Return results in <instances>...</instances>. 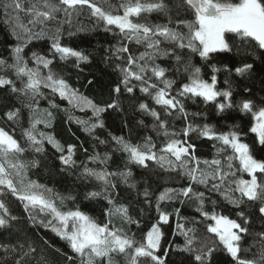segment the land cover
Instances as JSON below:
<instances>
[{"label":"snow or ice","instance_id":"1","mask_svg":"<svg viewBox=\"0 0 264 264\" xmlns=\"http://www.w3.org/2000/svg\"><path fill=\"white\" fill-rule=\"evenodd\" d=\"M85 7L93 18L103 23L107 31L118 30L127 41L118 42L117 46L110 49L112 56L121 61L116 64L121 78L112 89L116 99L103 107L73 88L63 76L55 73L50 67L57 55L61 60L75 58L77 66L81 61H88L89 57L83 51L61 42L62 25L71 23L72 16L79 15V10ZM181 7H184L185 14H191L193 19H180L177 13L175 26L171 27L173 23L171 15L168 16L167 24L149 25L135 22L142 13L156 11L169 14L171 9L164 0L155 2L121 0L118 5H113L110 0H0V8L4 10L7 22L13 27V35L19 41L11 49V63L5 58H0V73L11 72L21 83V87L17 88L15 80L0 74V87L11 86V91L26 101L25 106L31 112V119L30 126L24 129L23 135L36 153L43 152L44 144L47 142L59 153L58 159L64 168L77 166L73 158L75 144H68L65 147L51 133L37 128L40 124L46 128L51 127L53 119L51 111L39 108L41 99H48L51 108L59 107L49 96H59L61 100H66L69 105L82 111L85 108L90 109L92 112L90 120L94 118L93 122L76 120V123L84 125V130L89 133L95 128L104 127L102 114L120 108L119 96L122 87L128 94H133L138 87L139 91L151 96L155 104L161 107L164 117L175 116L186 122L179 132L170 131L168 120L162 118L161 112L140 103V110L154 118L153 128L157 130V135L164 137L161 146L158 147L151 137H146L143 143L134 144L123 135L109 133L117 149L127 154L128 163L147 168L148 162L151 161L165 171L178 172L179 176L187 181L186 186L165 188L156 197L158 220L151 225L140 241L112 223V217L118 216L123 222L139 226V221L133 220L129 215V206L116 205L112 199L117 187L114 182L116 177L130 188L137 187L136 183H129L132 176L130 169L108 171L106 165L111 157L107 153L103 156L96 153L88 157L93 162L98 161L103 167L96 169L85 165L81 176L86 180L94 179L100 182L102 187L100 191L88 192L86 196L88 198L104 196L108 203L113 205L105 213L108 217L107 222L98 223L95 218L78 207L63 210L64 200L72 199L71 197L56 195L53 198L48 195L52 192L51 189L27 179L28 167H34L36 162H21L19 156L25 152V148L13 134L0 127V194L5 190L9 191L23 203L24 210L30 213L29 219L32 223L50 227L60 239L67 241L74 254L66 257L69 262L78 259L79 264H112L115 255H123L127 258L128 264H166L168 250L165 249L163 255L159 254L163 236L161 224H167L172 213L164 211L161 204L179 202L183 205L192 202L205 221L214 222L208 223L207 233L218 237L219 244L234 264H264V231L251 230V220L245 211L237 212L238 219H230L215 211V201H211V211L205 210V201L209 199L206 192L220 193L236 207L243 204L245 198L249 202H258V213L260 219L264 220V160L253 156L250 145L243 142L240 132L234 128L220 132L211 124L193 125L189 116H200L202 113L190 114L185 108L184 101L200 98L205 104L213 103L217 112L238 107L241 112L251 113L254 122L250 132L256 135L262 146L264 106L257 107L251 99L234 103L233 90L228 80L224 81L228 87L217 88L216 73L221 70L232 72L228 65L221 69L215 64H209L212 73L209 81L204 79L201 67L193 65L190 60L185 62L183 71L188 74V80L173 94L175 80L168 79L169 70L156 62L162 57H174L179 64L182 57L177 53L185 49L198 54L201 60L209 61L212 54L232 51L226 38L227 34H235L241 41H254L259 49L264 50V0H183L182 5L177 4V8ZM21 13L27 18V24L21 22ZM37 28L39 31L35 30ZM45 36L51 41L47 55L35 51L30 56L24 54L25 46L31 40ZM131 43L143 45L145 50L135 55L130 51ZM164 44L171 47H162ZM253 67V64L243 63L234 71L242 75L253 70ZM88 84H93V81L89 80ZM45 89L49 90L48 96ZM244 91L250 93V89L246 88ZM19 113L20 109L14 108L7 111L5 116L9 121H16ZM192 132L219 142V145H214L216 152L211 159H202L195 154V145L189 143V134ZM181 135L183 139L179 138ZM99 143L106 142L100 140ZM227 149L231 150V154L224 155ZM235 162H238V167ZM238 173H246L250 179L238 176ZM195 186H203L205 191H198ZM236 193H239V196L235 195ZM137 195H142L144 203L152 206V193L148 187ZM57 200L60 206L57 205ZM36 209L49 218L37 221V218L31 215V211ZM174 212L178 217L177 230L185 237L183 245L176 246L181 253L187 254L184 264H213V255L217 252V247L199 240L194 227H185L190 221L180 216L179 208ZM17 219L11 215L4 200L0 199V228L10 227L11 222ZM247 236L252 237V245L242 250V242ZM253 247L255 251H252ZM0 248L4 250V254L0 255V264H22L25 257L36 252L31 242L27 244V251L23 243L0 244ZM41 264H46L43 257Z\"/></svg>","mask_w":264,"mask_h":264},{"label":"trees","instance_id":"2","mask_svg":"<svg viewBox=\"0 0 264 264\" xmlns=\"http://www.w3.org/2000/svg\"><path fill=\"white\" fill-rule=\"evenodd\" d=\"M113 5H118L121 0H110ZM155 2V0H151ZM169 5L171 12L165 14L163 12L142 13L140 17L135 19V22L149 25L167 24L168 16L171 15L175 26V19L179 13L180 19L191 20V14H185L184 7L177 8V4H183V0H164ZM61 18L63 14H60ZM21 22L27 24V18L21 13ZM39 31V28L35 29ZM186 31V29H183ZM71 33V35H70ZM226 38L232 47L230 52H221L212 54L209 61H203L198 54L190 53L188 50L178 51V55L182 57V61L178 64L174 57H162L156 62L162 67L168 69L167 78L175 80L172 88V93L180 88L182 83L187 82L188 74L183 71V65L187 61L202 69L204 79L210 81L211 68L209 64H215L218 68L223 69L224 65H228L232 72L221 70L217 75V88L223 89L228 87L224 81L228 80L233 90V101L238 103L243 99H251L257 107L264 106V50L258 48L254 41H241L235 34H227ZM126 40L118 33V30L113 29L107 31L103 23L98 22L93 18L89 10L85 7L79 10V15H73L71 23L62 25L61 42L67 46L83 51L88 55V61H81L77 66L75 58L61 60L57 55L50 66L52 70L60 76H63L68 83L79 90L81 94L88 97L94 103L105 106L113 99H116V94L112 89L120 82L121 73L116 69V64L121 61L116 60L110 51L118 45V42ZM19 41L13 35V27L7 22L4 10L0 8V58H5L11 63V49ZM51 41L47 36L40 39L31 40L24 49V54L30 56L32 52H38L47 55L49 52ZM162 47H171L164 44ZM130 51L138 55L145 49L143 45L129 44ZM243 63L253 64V70L244 74L235 73L236 67L242 66ZM32 65V62H29ZM177 69H180L177 71ZM5 74L9 78L15 80L16 87H21L19 80H16L11 72L0 73ZM92 80L93 84L89 85L88 81ZM156 82L155 80L153 81ZM162 86V85H161ZM250 89V93H246L245 89ZM45 94L48 96L49 90L45 89ZM53 99L58 108H51L48 99H41L39 108L48 109L53 113L51 127L46 128L43 124L37 125V128L51 133L61 145L75 144L76 151L74 160L76 161L75 168H64L58 157L59 153L47 142L44 144V151L36 153L28 144L26 137L23 135L24 129L30 126L31 112L25 106L26 101L23 97L11 91V86L0 87V127L9 131L25 148V152L20 154L21 162L28 163L35 161L36 165L30 166L27 169V179L35 181L52 190L48 195L55 198L56 195L63 197H71L65 199L63 210L79 208L86 214L95 218L98 223L107 222L108 217L106 211L111 209L113 205L108 203L104 196L88 198L86 194L91 191H100V182L86 180L81 176L82 169L85 165L90 168L99 169L103 167L98 161L93 162L88 159L89 156L99 153L103 156L105 153L110 155L107 161V170L110 172H119L131 170L132 176L129 183H136L135 189L130 188L128 184L120 181L119 177L114 178L117 184L115 192L112 194V199L116 205L124 204L129 206V215L133 220L139 221V226L136 224H128L123 222L118 216L112 217V223L117 228H123L129 235H134L137 241L142 239V236L150 229L153 223L158 220L155 204L156 197L164 191L165 188H179L187 184L185 179H182L178 172H168L161 169L154 162L149 161L147 168L141 167L134 163L127 162V154L119 151L114 141L111 140L109 133L112 135H123L125 139L132 143H143L146 137H151L157 146H161L164 142L162 135H157V130L153 128L154 118L147 112L140 110L139 104L145 103L149 108H154L161 112V116L168 120L169 130L180 131L185 126V121L182 118L164 117L160 106L156 105L152 97L139 91L137 87L133 94H128L121 89L119 96L120 108L109 110L102 114L101 118L104 121L103 128H95L91 133L84 130V125L76 123L77 119L93 122L92 112L85 108L83 111L78 107L69 105L66 100H61L59 96H49ZM186 110L191 113H202L200 116H189V120L193 125H203L205 123L214 125L217 131L225 132L230 128L239 131L243 142L250 145V150L256 159L264 160V146L260 145L256 135L250 132L253 124L251 113H244L238 107L227 109L224 112H217L213 103L205 104L202 99H186L184 101ZM19 108V118L16 121L7 120L5 113L10 109ZM255 110V109H254ZM99 139H96V138ZM183 139L181 135L179 137ZM104 140L106 143H99ZM189 143L195 145V154L202 159H211L216 152L214 145H219L218 141L210 140L200 136L196 132L189 134ZM87 149V151H85ZM231 154V150L227 149L224 155ZM238 167V162H235ZM243 178H248L246 173H238ZM258 179L260 175L258 174ZM145 187H148L152 193V206L149 207L144 203L142 195H137L142 192ZM198 191H205L203 186H195ZM235 195L239 196V193ZM209 197L205 201V210H212L211 201L216 202L215 211L217 213L228 216L230 219H238L237 212L245 211L246 216L251 220L253 232L264 231V220L260 219L258 213V202H249L245 198V202L239 207L229 203L223 198L220 193H208ZM0 199H3L11 215L18 219L11 222L10 227L0 228V244H27L31 242L36 248L34 254L25 257L22 264H41L43 257L46 264H79L78 259L69 262L68 255H74L68 246V242L60 239L50 227L37 226L29 219V212H26L23 203L9 191L5 190L0 194ZM60 206L59 200L56 201ZM161 208L164 211L172 213L167 224H161L163 236L161 238L160 255H163L167 249L169 254L166 259V264H184L187 254L181 253L177 249V245H183L185 237L177 230L178 217L174 210L180 209V216L187 218L190 222L185 225L187 228L194 227L196 236L199 240L207 241L210 246H216L217 252L213 255V264H234V261L229 257L227 252L223 250L219 244L218 237L215 234L207 233L208 223L205 221L196 210L195 203L188 202L180 204L179 202H162ZM31 215L41 219H47L46 214L40 213L38 209L32 210ZM196 221L192 223L191 221ZM111 226V225H110ZM252 237H245L242 242V250L252 245ZM253 247L252 251H255ZM4 254V250L0 248V255ZM250 257V254H248ZM143 259V258H141ZM112 264H128V260L123 255H115Z\"/></svg>","mask_w":264,"mask_h":264},{"label":"rangeland","instance_id":"3","mask_svg":"<svg viewBox=\"0 0 264 264\" xmlns=\"http://www.w3.org/2000/svg\"><path fill=\"white\" fill-rule=\"evenodd\" d=\"M254 122V121H253ZM246 179H250V177H248V178H246ZM212 223H214V222H212ZM151 228V227H150Z\"/></svg>","mask_w":264,"mask_h":264}]
</instances>
